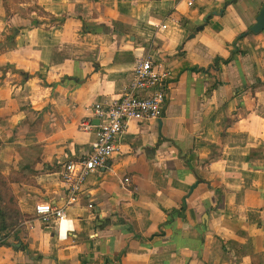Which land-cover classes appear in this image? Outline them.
<instances>
[{"label": "crops", "instance_id": "obj_1", "mask_svg": "<svg viewBox=\"0 0 264 264\" xmlns=\"http://www.w3.org/2000/svg\"><path fill=\"white\" fill-rule=\"evenodd\" d=\"M186 1L0 0V174L28 182L0 264H264V0ZM137 52L172 72L162 119L127 124L65 222L38 220Z\"/></svg>", "mask_w": 264, "mask_h": 264}, {"label": "built area", "instance_id": "obj_2", "mask_svg": "<svg viewBox=\"0 0 264 264\" xmlns=\"http://www.w3.org/2000/svg\"><path fill=\"white\" fill-rule=\"evenodd\" d=\"M198 0H187L192 8ZM150 26L165 30L164 24L149 22ZM132 80L124 87L120 97L106 105H95L93 116L98 120L95 126L96 142L84 158L69 159L59 172L60 182L65 193L60 206L38 203L35 217L42 222H62L67 220L66 211L78 206L83 187L88 178L99 179L107 162L115 152V140L126 129L129 122L159 121L167 106V87L172 79L171 70L161 61L153 60L147 52L134 54ZM129 178L123 179L128 184ZM88 209H92L88 205ZM65 235L58 234L62 242ZM2 243L0 242V251Z\"/></svg>", "mask_w": 264, "mask_h": 264}, {"label": "trees", "instance_id": "obj_3", "mask_svg": "<svg viewBox=\"0 0 264 264\" xmlns=\"http://www.w3.org/2000/svg\"><path fill=\"white\" fill-rule=\"evenodd\" d=\"M22 172H11L8 177L0 174V234L13 232L22 226V217L10 185L28 183Z\"/></svg>", "mask_w": 264, "mask_h": 264}, {"label": "water", "instance_id": "obj_4", "mask_svg": "<svg viewBox=\"0 0 264 264\" xmlns=\"http://www.w3.org/2000/svg\"><path fill=\"white\" fill-rule=\"evenodd\" d=\"M206 20H204V23H206L205 22ZM200 30H203V27H200ZM262 30H264V5L262 6V8H261V10H260V12H259V14H258V16H257V18H256V22H255V25L253 26V27H251V29H250V32L251 33H253V34H257V33H259V32H261ZM199 30H197V31H195V33H197ZM195 37V35H191L189 38H187L188 40L189 39H192V38H194ZM180 158H182L181 157V155H180ZM186 159V158H185ZM185 159H183V161L185 160ZM186 164H188V162H186ZM202 182H201V180L199 179V178H197V181L195 182V184L190 188V190H189V193L187 194V196H186V198H188L191 194H192V192H193V190L199 185V184H201ZM186 200V199H185ZM185 207V206H184ZM3 237H1L0 236V242H3ZM7 244V243H6ZM11 247H15V244H13V245H11Z\"/></svg>", "mask_w": 264, "mask_h": 264}]
</instances>
